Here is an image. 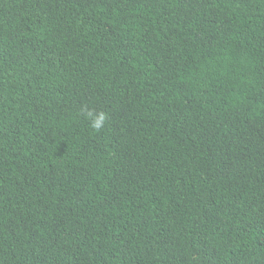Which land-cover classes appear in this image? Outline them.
<instances>
[{
    "label": "trees",
    "instance_id": "16d2710c",
    "mask_svg": "<svg viewBox=\"0 0 264 264\" xmlns=\"http://www.w3.org/2000/svg\"><path fill=\"white\" fill-rule=\"evenodd\" d=\"M0 264H264V0H0Z\"/></svg>",
    "mask_w": 264,
    "mask_h": 264
},
{
    "label": "clouds",
    "instance_id": "9594fccd",
    "mask_svg": "<svg viewBox=\"0 0 264 264\" xmlns=\"http://www.w3.org/2000/svg\"><path fill=\"white\" fill-rule=\"evenodd\" d=\"M87 118L90 121L91 127L95 130H99L104 126L107 116L103 112H99V113L89 112L87 114Z\"/></svg>",
    "mask_w": 264,
    "mask_h": 264
}]
</instances>
